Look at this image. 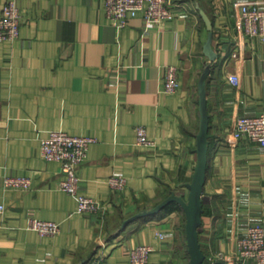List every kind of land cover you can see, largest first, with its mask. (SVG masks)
Returning <instances> with one entry per match:
<instances>
[{
  "label": "crops",
  "instance_id": "crops-1",
  "mask_svg": "<svg viewBox=\"0 0 264 264\" xmlns=\"http://www.w3.org/2000/svg\"><path fill=\"white\" fill-rule=\"evenodd\" d=\"M249 1L173 0L165 23L146 29L140 13L119 30L104 0H18L20 36L0 41V180L28 176L33 185L26 192L0 185V264H91L94 256L130 264L137 244L153 249L150 263L181 264L187 244L180 210L122 226L172 192L187 197L197 162L198 82L210 63L200 9L213 21L219 53L207 80L208 212L200 242L207 264L218 253L235 259L247 229L264 226V146L232 136L238 117L264 114V42L237 23L238 5ZM5 4L0 0V15ZM166 65L180 70L172 94L164 92ZM234 74L238 86L228 79ZM138 125L152 147L137 144ZM51 130L96 138L79 171L80 191L105 204L102 217L78 213L76 197L59 189L60 163L41 157L40 140ZM119 173L128 183L114 191L109 180ZM30 214L59 222L61 232L46 237L28 229Z\"/></svg>",
  "mask_w": 264,
  "mask_h": 264
},
{
  "label": "built area",
  "instance_id": "built-area-1",
  "mask_svg": "<svg viewBox=\"0 0 264 264\" xmlns=\"http://www.w3.org/2000/svg\"><path fill=\"white\" fill-rule=\"evenodd\" d=\"M107 17L114 22L120 30L127 27L131 17L142 14L145 28L149 29L155 25L165 23L173 17V0H104ZM238 13V27L248 38H259L264 42V0L249 1L241 3ZM5 10L0 15V41L17 40L20 36L21 10L18 7V0H6ZM238 52L234 51L233 57ZM163 87L166 94H172L179 90V68L173 65H166L163 68ZM232 85L238 86L239 77L237 74L228 77ZM235 142L241 139H248L264 146V114L238 117L232 131ZM137 144L145 147H152L155 142L148 137L147 128L143 125L136 127ZM41 157L48 161H56L61 165V172L65 178L59 183V189L77 199V212L80 214H91L102 217L107 207L101 201L82 194L80 191L81 174L80 168L85 163L89 148L97 140L94 136L72 135L62 130H51L41 140ZM110 187L114 191H123L128 183L127 178L122 174L113 175L110 180ZM3 190L30 191L32 190L33 179L28 176L3 175L0 180ZM5 206L0 205V213ZM28 229L37 232L41 236H57L62 225L57 221H47L30 214L28 216ZM162 237V235H160ZM152 248L148 245L137 244L130 249V264H169L167 262L150 263ZM236 257L230 261L226 255L218 253L216 258H210L214 264L216 260H225L227 264H249V261L264 264V226L255 224L247 229L237 245ZM103 256H94L91 264H102Z\"/></svg>",
  "mask_w": 264,
  "mask_h": 264
},
{
  "label": "water",
  "instance_id": "water-1",
  "mask_svg": "<svg viewBox=\"0 0 264 264\" xmlns=\"http://www.w3.org/2000/svg\"><path fill=\"white\" fill-rule=\"evenodd\" d=\"M200 12L208 29L209 36L204 46V52L210 59V63L205 67V70L203 71L198 82L200 126L196 135L197 142L195 153L197 154V162L194 167L192 179L186 185V188H188L187 197H183L178 195L176 192H172L170 197L158 203L152 210L142 211L130 218L125 219L122 226V229H125L138 219L157 215L169 207L172 203L179 205L184 214L187 254L190 257L189 264H205L207 259V255L201 248L199 232L203 225V196L205 190L204 187L208 177L207 170L210 158L209 131L211 120L207 103V80L213 71V63H215L219 57V53L215 52L213 49V41L215 36L213 21L205 11L200 9Z\"/></svg>",
  "mask_w": 264,
  "mask_h": 264
},
{
  "label": "trees",
  "instance_id": "trees-1",
  "mask_svg": "<svg viewBox=\"0 0 264 264\" xmlns=\"http://www.w3.org/2000/svg\"><path fill=\"white\" fill-rule=\"evenodd\" d=\"M205 203H206V201H205V197H204V198H203V205H204V214H203V217H204V215L207 214V212H208V211H207V205H206ZM174 209H176V210H180V211L183 213V211H182V209H181V207H180L179 205H177V204H175V203H172V204H170L169 207H167L165 210H163L162 213H160V214H158V215L167 214V213H169L170 211H172V210H174ZM158 215H156V216H158ZM183 216H184V214H183ZM181 222H182V223H181V226H180V228H181V234H182V236H183V239L186 241V239H185V222H184V219H182ZM200 230H201V228H200ZM200 230H199V232H200ZM186 244H187V241H186ZM205 264H207V261H206Z\"/></svg>",
  "mask_w": 264,
  "mask_h": 264
},
{
  "label": "rangeland",
  "instance_id": "rangeland-1",
  "mask_svg": "<svg viewBox=\"0 0 264 264\" xmlns=\"http://www.w3.org/2000/svg\"><path fill=\"white\" fill-rule=\"evenodd\" d=\"M185 244H186V241H185ZM185 250H186V252L184 253V256L182 255L183 253L180 255L182 257L181 264H189V261H190V257L187 255V246H186Z\"/></svg>",
  "mask_w": 264,
  "mask_h": 264
}]
</instances>
